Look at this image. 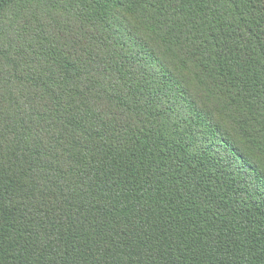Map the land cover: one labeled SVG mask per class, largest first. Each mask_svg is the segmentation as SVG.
Returning a JSON list of instances; mask_svg holds the SVG:
<instances>
[{
    "label": "trees",
    "instance_id": "16d2710c",
    "mask_svg": "<svg viewBox=\"0 0 264 264\" xmlns=\"http://www.w3.org/2000/svg\"><path fill=\"white\" fill-rule=\"evenodd\" d=\"M0 264H264V0H0Z\"/></svg>",
    "mask_w": 264,
    "mask_h": 264
}]
</instances>
